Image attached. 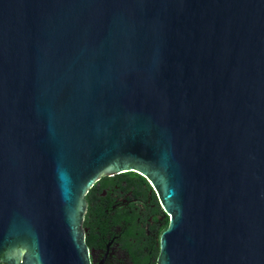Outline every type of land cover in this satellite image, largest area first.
<instances>
[{"label":"water","instance_id":"1","mask_svg":"<svg viewBox=\"0 0 264 264\" xmlns=\"http://www.w3.org/2000/svg\"><path fill=\"white\" fill-rule=\"evenodd\" d=\"M128 172L158 264H264V0H0V263L89 264L84 195Z\"/></svg>","mask_w":264,"mask_h":264},{"label":"flooded vegetation","instance_id":"2","mask_svg":"<svg viewBox=\"0 0 264 264\" xmlns=\"http://www.w3.org/2000/svg\"><path fill=\"white\" fill-rule=\"evenodd\" d=\"M142 179L134 172L102 174L85 193L82 230L89 264H158L170 215Z\"/></svg>","mask_w":264,"mask_h":264},{"label":"trees","instance_id":"3","mask_svg":"<svg viewBox=\"0 0 264 264\" xmlns=\"http://www.w3.org/2000/svg\"><path fill=\"white\" fill-rule=\"evenodd\" d=\"M143 180V182L147 185V187L149 188V189H151V186L147 183V181L145 180V179H142Z\"/></svg>","mask_w":264,"mask_h":264}]
</instances>
